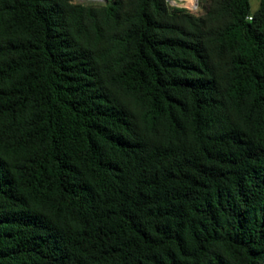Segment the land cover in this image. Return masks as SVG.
Instances as JSON below:
<instances>
[{"label":"trees","instance_id":"trees-1","mask_svg":"<svg viewBox=\"0 0 264 264\" xmlns=\"http://www.w3.org/2000/svg\"><path fill=\"white\" fill-rule=\"evenodd\" d=\"M0 264H264V0H0Z\"/></svg>","mask_w":264,"mask_h":264},{"label":"rangeland","instance_id":"rangeland-1","mask_svg":"<svg viewBox=\"0 0 264 264\" xmlns=\"http://www.w3.org/2000/svg\"><path fill=\"white\" fill-rule=\"evenodd\" d=\"M77 2L89 5H107L110 3V0H77ZM191 2L195 3L192 4ZM210 0H169L171 8H181L187 9L189 12L196 14L197 16H202L206 12V8ZM261 0H251L252 11H257L260 8Z\"/></svg>","mask_w":264,"mask_h":264},{"label":"bare ground","instance_id":"bare-ground-1","mask_svg":"<svg viewBox=\"0 0 264 264\" xmlns=\"http://www.w3.org/2000/svg\"><path fill=\"white\" fill-rule=\"evenodd\" d=\"M179 1H180V0H179ZM182 1H184V0H181V2H182ZM191 3H192V4H195V3H193V2H191Z\"/></svg>","mask_w":264,"mask_h":264},{"label":"built area","instance_id":"built-area-1","mask_svg":"<svg viewBox=\"0 0 264 264\" xmlns=\"http://www.w3.org/2000/svg\"><path fill=\"white\" fill-rule=\"evenodd\" d=\"M169 1V0H168ZM250 20H252V17H249Z\"/></svg>","mask_w":264,"mask_h":264},{"label":"water","instance_id":"water-1","mask_svg":"<svg viewBox=\"0 0 264 264\" xmlns=\"http://www.w3.org/2000/svg\"><path fill=\"white\" fill-rule=\"evenodd\" d=\"M100 1V0H99Z\"/></svg>","mask_w":264,"mask_h":264}]
</instances>
